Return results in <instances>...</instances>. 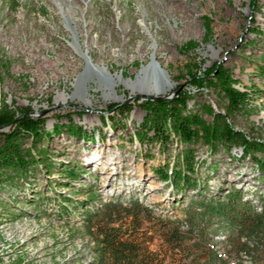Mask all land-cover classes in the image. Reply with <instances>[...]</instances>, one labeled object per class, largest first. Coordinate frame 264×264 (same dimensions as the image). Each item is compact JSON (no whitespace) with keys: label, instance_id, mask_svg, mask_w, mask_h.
<instances>
[{"label":"rangeland","instance_id":"obj_1","mask_svg":"<svg viewBox=\"0 0 264 264\" xmlns=\"http://www.w3.org/2000/svg\"><path fill=\"white\" fill-rule=\"evenodd\" d=\"M176 1L0 0V103L29 107L34 117L47 118L49 130L59 117L65 123L70 114L95 134L93 141L67 131L51 134L39 144L50 155V165L39 164L27 178L0 185V264H98L101 243L85 228L86 215L101 218L114 211L115 217L125 218L133 200L152 211L150 218L179 220L191 242L211 249L219 263L261 264L263 235H243L238 241L235 232L229 238L228 225L212 215L198 223L206 229L199 238L187 219L190 210L201 213L204 202L225 199L234 188L264 212V171L250 158H242L241 148L228 153L220 147L213 153L196 143L194 178L200 185L180 191L154 169L172 160L184 145L172 140L164 152L158 142L130 140L144 114L135 102L148 96L170 99L188 90L193 94L190 106L195 100L220 108L223 100L211 89H196L187 73L196 63L191 71L203 76L215 61L232 69L237 87L252 89L248 110L233 117L235 127L264 140V75L258 72L264 64V7L261 14L253 12L254 0ZM207 19L211 34L203 40ZM252 29L262 33L254 35ZM188 40L199 46L181 49ZM153 49L172 84L170 92L157 94L154 85L151 93L134 91L121 81L114 90H96L105 75L138 80ZM92 66L106 69L88 85L83 79ZM83 89L82 97L75 96ZM116 94L122 99L115 100ZM113 102L134 107L124 117L107 111ZM109 114L118 119L115 126L102 122ZM30 144L28 139L26 145ZM68 166H79V179L67 181L63 169ZM106 203L119 207L103 213ZM157 235L148 241L153 250L162 248Z\"/></svg>","mask_w":264,"mask_h":264},{"label":"trees","instance_id":"obj_2","mask_svg":"<svg viewBox=\"0 0 264 264\" xmlns=\"http://www.w3.org/2000/svg\"><path fill=\"white\" fill-rule=\"evenodd\" d=\"M263 7L264 4H259V0H254L253 12L263 14ZM209 23L208 19L205 20L206 33L203 40L208 39L211 34ZM252 32L254 35L262 33L258 29H252ZM198 46L197 42L188 40L181 49L190 50ZM8 68L9 66L6 65V69ZM188 68L187 73L191 75L190 83L198 90L200 88L213 90L217 97L223 100L222 106L215 110L209 102L197 103L193 100L192 107L188 102L193 98V94L188 90L180 91L170 99L161 97L142 99L135 103L144 114L141 122L131 133L130 140H137L140 144L146 141L151 144L158 142L159 148L161 147L164 152L167 149L166 145L172 140H175L177 145H184L175 153L172 160H167L154 169L160 179L170 182L172 188L180 191L196 189L200 185L194 178L197 166V149L194 145L199 142L205 144L213 153L220 147L228 153L233 147H239L242 149L241 157L250 158L257 165L258 170L263 172L264 140L237 129L233 122V117L237 113H245L248 110L247 101L252 89L249 90L247 86L243 89L237 87L239 80L232 73V69L218 61L206 68L203 76L191 71L197 68L196 63ZM258 72L264 75V64L260 65ZM253 90L258 91L254 88ZM107 107L108 112L113 110L120 116L126 117L134 106L129 103L113 102ZM32 112L29 107L18 109L6 101L0 103V129L9 126L8 130H0V185L27 178L39 164L47 168L50 165L48 163L50 155L39 144L53 133L67 131L84 141L95 139V134L87 131L83 125L75 123L70 114L65 123L59 121V117L49 130L46 127L47 118L34 117ZM205 115L209 118L206 119ZM117 120L109 114L102 119V122L112 123L115 126ZM28 139H31L30 145H26ZM47 171L51 172L50 169ZM63 172L67 181L79 179L81 175L79 166H68ZM64 199L67 202L71 200L67 197ZM118 207L116 203H106L103 213ZM202 208L201 213L190 210L187 217L192 232L197 230L199 238L202 237L201 233L205 235L206 229L198 223L212 215L221 217L228 225L231 232L227 234L229 238L235 232L238 241L243 235L264 236V212L245 200L244 194L236 188L228 191L225 199L204 202ZM149 213L151 214L152 211L143 208L139 200L131 201L130 207L126 209L128 215L125 218L115 217L118 214L114 211L109 212L110 216L101 218L89 212L85 217L84 226L91 233H96V238L101 243L98 264H222L211 249L202 248L197 243L191 242L192 237H187V233L181 229L179 220L150 218L152 214ZM114 220L119 223L112 225ZM148 224L152 225H149V228L145 227ZM156 234L163 243L162 248L153 250L149 247L148 241L150 239L152 241ZM147 237L149 238L146 239ZM205 237L207 238L203 236L204 239ZM208 241L212 244L213 240L208 239ZM259 247L261 264H264V242ZM242 248L245 249L244 244ZM175 254H181L182 258L177 257L176 260V256H173Z\"/></svg>","mask_w":264,"mask_h":264},{"label":"bare ground","instance_id":"obj_3","mask_svg":"<svg viewBox=\"0 0 264 264\" xmlns=\"http://www.w3.org/2000/svg\"><path fill=\"white\" fill-rule=\"evenodd\" d=\"M173 3L178 2L176 0H172ZM156 55H157V51L153 49V53L151 55V60L149 62L148 65H145L144 69L141 71V76L139 75L138 80L136 81H131V80H122L120 78V76L118 77H110L108 75H105L103 78V82L102 84H97V88L96 90H100L105 88L106 86H108L109 88H112L113 90L115 89V86L117 85L118 81H121L122 83L125 84L126 87H128L130 90H134V91H142L145 93H151V88L152 86L154 87V92H156L157 94H166L168 92H170L172 90V84L170 82H168L167 80V73L166 70L159 66V64L156 61ZM96 66H92V67H88L87 69V73L84 77V81L83 83L88 84L93 81L96 80L94 79L96 76L100 75V72L105 69L102 68V70H97L95 68ZM108 73V71L106 70L105 73ZM103 77V74H102ZM154 83V84H153ZM85 93V89L82 90L81 93H77L75 94V96H81L84 95ZM107 97H109L107 95ZM115 100H121L122 97L118 96L116 94V96L114 97Z\"/></svg>","mask_w":264,"mask_h":264},{"label":"water","instance_id":"obj_4","mask_svg":"<svg viewBox=\"0 0 264 264\" xmlns=\"http://www.w3.org/2000/svg\"><path fill=\"white\" fill-rule=\"evenodd\" d=\"M157 97L165 98V96H162V95L148 96V98L150 99H155Z\"/></svg>","mask_w":264,"mask_h":264}]
</instances>
